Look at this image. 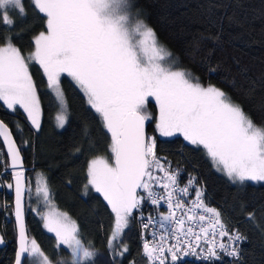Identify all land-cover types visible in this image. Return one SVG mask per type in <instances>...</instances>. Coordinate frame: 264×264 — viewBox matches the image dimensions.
I'll list each match as a JSON object with an SVG mask.
<instances>
[{
    "label": "snow or ice",
    "instance_id": "6c2138e0",
    "mask_svg": "<svg viewBox=\"0 0 264 264\" xmlns=\"http://www.w3.org/2000/svg\"><path fill=\"white\" fill-rule=\"evenodd\" d=\"M239 6L238 0H233ZM33 12L45 21V31L33 38V50L25 56L14 43L12 29L16 19H26L24 0H0V102L11 111L23 110L31 127L39 130L40 100L38 87L29 67L42 70L46 87L54 93L60 111L57 127L67 121V100L62 76L71 78L87 105L99 117L104 133L110 136L111 160L97 155L88 160L85 190L98 193L109 210L105 253L108 264H124L130 248L123 237L134 220L141 232L140 261L128 264H178L182 257L194 256L213 264L223 256L239 264L240 242L247 240L238 229L229 231L221 211L210 206L197 177L188 174L182 183V169L166 167L167 159L157 155L155 136L146 133V125L155 124L160 137L182 136L189 145L202 149L212 167L233 185L264 183V120L257 124L224 89L208 83L174 56L158 40L154 28L133 13L130 0H30ZM210 23L221 24L224 14ZM238 23L235 15L226 17ZM27 29H21L26 31ZM221 27L209 30L194 42L187 53L192 64L211 66V49L202 41L216 43ZM254 92V90H253ZM154 102L155 112L148 111ZM264 109V102L260 105ZM17 132L22 125L17 124ZM84 138L94 147L90 130ZM0 138L7 150L5 170L12 169L7 188L15 192L14 211L17 247L14 264H96L105 253L86 246L79 225L67 213L51 210V192L37 185V203L48 207L30 209L42 221V227L55 237L58 259L50 257L35 238L28 235L25 223V195L30 185L25 176L21 149L9 127L0 121ZM25 144L28 142L25 141ZM82 149L76 148V153ZM194 191V199H188ZM145 203L165 204L167 212L145 217ZM7 205H3L7 211ZM251 208V210H249ZM240 211L254 228L264 234V205H241ZM259 213V215H258ZM139 214V215H137ZM161 231L151 230L155 225ZM104 229V225L101 224ZM152 239L146 236L149 234ZM219 237V239L217 238ZM227 238V242H224ZM0 243H3L0 237ZM66 252L68 259L60 256Z\"/></svg>",
    "mask_w": 264,
    "mask_h": 264
},
{
    "label": "trees",
    "instance_id": "16d2710c",
    "mask_svg": "<svg viewBox=\"0 0 264 264\" xmlns=\"http://www.w3.org/2000/svg\"><path fill=\"white\" fill-rule=\"evenodd\" d=\"M135 5L133 13L139 11L143 20L157 33L159 42L174 56L180 58V66L187 67L205 83L214 84L228 92L233 100L242 106L259 124L264 120V0H130ZM27 17L21 20L15 17L16 25L12 29L14 43L22 53L33 50V38L45 31L44 18L35 14L30 0H24ZM212 4H227V9L213 8L211 21L224 14L220 25L211 26L209 8ZM235 15L238 23H230L226 18ZM222 31L216 43L202 41V48L211 49V66L192 64L187 53L194 42L209 30ZM27 29L21 31V29ZM0 33L7 34L0 24ZM30 73L38 87L41 105V127L38 131L30 126L26 116L19 109L10 111L0 103V121L4 122L13 134L17 146L21 149L28 185L40 175L51 192V201L59 211L67 213L76 220L83 242L95 245L96 251L105 253L106 232L109 229V210L103 199L91 189L85 190L88 160L100 155H109L110 136L104 133L99 117L91 110L83 94L67 77L62 78V88L67 100L68 121L63 130H57L54 124L58 104L46 87L43 75L36 64H30ZM254 90V92H253ZM22 125L17 132L16 125ZM90 130L94 147L84 138V128ZM148 134H154L153 123L147 124ZM28 143L25 144L24 142ZM157 155L167 159L166 167L182 169V183L189 173L197 177L198 187H203L206 202L218 208L229 229H238L247 240L240 242L241 256L239 264H264V234L245 219L240 211L241 205L259 207L264 205V185L247 182L245 185H233L223 175L214 170L202 149L185 143L180 137L160 139L156 137ZM82 151L76 153V148ZM8 163L5 149L0 141V231L5 246L0 248V264H12L15 250V224L13 223L11 189L7 188L10 173L5 170ZM9 170V168H7ZM3 185V186H2ZM5 186V187H4ZM28 193V192H27ZM27 196V195H26ZM10 203L7 220L3 214V204ZM26 202V199H25ZM160 207L145 203L143 212L157 215ZM251 210V208L249 209ZM139 215V214H137ZM259 215V213H258ZM5 218V222H4ZM4 222V223H3ZM25 223L30 238H35L42 249L53 259H58L55 237L43 230L41 220L27 206ZM104 225V229L101 228ZM147 237V236H146ZM130 248V255L124 260L136 257L140 261L141 232L138 220H134L123 237ZM227 242V238H224ZM61 257L68 259L66 252ZM232 258L223 256L213 264H231ZM25 264H28L25 261ZM96 264H108L107 254L97 258ZM169 264L171 262L169 261ZM178 264H208V262L182 258Z\"/></svg>",
    "mask_w": 264,
    "mask_h": 264
},
{
    "label": "rangeland",
    "instance_id": "374dc122",
    "mask_svg": "<svg viewBox=\"0 0 264 264\" xmlns=\"http://www.w3.org/2000/svg\"><path fill=\"white\" fill-rule=\"evenodd\" d=\"M28 54H25V56H27ZM31 64H33V63H31ZM38 66V65H37ZM39 67V66H38ZM40 69V68H39ZM40 71H41V73H42V70L40 69ZM43 75V74H42ZM63 77H67L66 75H64V76H62V78ZM44 78V77H43ZM70 81H71V78H69V77H67ZM45 80V79H44ZM45 82H46V80H45ZM72 82V81H71ZM74 84V83H73ZM76 87V86H75ZM77 88V87H76ZM49 90V89H48ZM79 90V89H78ZM50 91V90H49ZM80 91V90H79ZM50 93L54 96V98H55V95H54V93H52L51 91H50ZM39 97V96H38ZM55 100H56V98H55ZM85 102H86V100H85ZM1 104H2V102H0ZM56 104H58V107H57V112L55 113V115H57L58 113H59V111H60V107H59V103H58V101L56 100ZM3 106V105H2ZM68 106V105H67ZM88 106V105H87ZM89 107V106H88ZM17 109H19L18 108V106H17ZM40 109H41V105H40ZM19 110H21L22 112H23V110L22 109H19ZM11 111V110H10ZM148 111L149 112H151V113H154L155 112V106H154V102H152L150 105H149V107H148ZM95 113V112H94ZM24 114V113H23ZM25 115V114H24ZM26 116V115H25ZM56 117V116H55ZM68 117H69V114H68V107H67V121H68ZM41 119H42V116H41V112H40V121H41ZM67 121H66V123H67ZM66 123H65V125H64V127H57V123H56V119L54 118V124H55V126H56V129L57 130H63L64 128H65V126H66ZM30 124V123H29ZM31 126V125H30ZM34 131L36 132L37 130H35L34 129ZM153 131L155 132L154 134L152 133V134H148L149 136H155V137H158V138H160V139H172V138H176V137H180L182 140H183V137L182 136H175V137H160L159 136V134L158 133H156V131H155V124H154V122H153ZM184 141V140H183ZM185 143H187L186 141H185ZM196 147V146H195ZM109 155L111 156V153H110V151H109ZM105 158H107V159H109L107 156H104ZM208 158V157H207ZM109 160H111V159H109ZM208 160H209V158H208ZM210 161V160H209ZM215 170V169H214ZM216 171V170H215ZM216 172H218V171H216ZM220 175H223L221 172H218ZM227 180H228V178L225 176V175H223ZM229 181V180H228ZM230 182V181H229ZM249 183H252V182H249ZM39 184V186H41V187H43L44 185H45V180H43V178L40 176V175H38L36 178H34V179H32V184H30V188H29V191H28V193H27V196H26V202H27V206L31 209V208H33V207H40V209H41V212H47V211H49V208L48 207H44V206H42L41 204H38L37 203V201H38V197H37V194H36V188H37V185ZM253 184V183H252ZM255 184H262V185H264V183H255ZM5 187V186H4ZM93 191V190H92ZM98 194V193H97ZM99 195V194H98ZM100 196V195H99ZM101 197V196H100ZM102 198V197H101ZM103 199V198H102ZM5 204L7 205V206H9L10 205V203H6L5 202ZM4 204V205H5ZM4 209V208H3ZM7 210H8V207H7ZM51 210H54V211H56V212H61V213H64L63 211H59L56 207H55V205L52 203V201H51ZM7 213V211H3V214H5L6 216H5V218H6V220H7V217H8V215L6 214ZM5 218H4V222L6 221L5 220ZM3 222V223H4ZM41 223H42V221H41ZM43 230L46 232V233H48L44 228H43ZM49 234H51V233H49ZM52 235V234H51ZM54 235V234H53ZM0 237H2V239H3V243H0V248L1 247H3V245L5 246V241H4V238H3V236L1 235V231H0ZM28 263V262H27Z\"/></svg>",
    "mask_w": 264,
    "mask_h": 264
},
{
    "label": "water",
    "instance_id": "95a60500",
    "mask_svg": "<svg viewBox=\"0 0 264 264\" xmlns=\"http://www.w3.org/2000/svg\"><path fill=\"white\" fill-rule=\"evenodd\" d=\"M146 133H147V135H148V132H147V125H146ZM15 140V139H14ZM0 141H1V143H2V146H3V149H5V152H6V157H7V150H6V147L3 145V142H2V138H0ZM16 142V141H15ZM23 167H24V163H23ZM24 170H25V168H24ZM9 173H10V177H9V181L10 182H12L11 181V176H12V169L9 167ZM25 176H26V170H25ZM11 198H12V200H11V203H12V213H13V211H14V198H15V192H14V188L13 189H11ZM26 195H27V192H26ZM26 195H25V199H26ZM25 209H26V202H25ZM25 216H26V214H25ZM13 223L15 224V216L13 215ZM15 235H16V237H17V233H16V228H15ZM15 250H16V247H17V239H15ZM15 250H14V254H13V256H14V259H13V262H12V264H14V260H15Z\"/></svg>",
    "mask_w": 264,
    "mask_h": 264
},
{
    "label": "built area",
    "instance_id": "2783aa9c",
    "mask_svg": "<svg viewBox=\"0 0 264 264\" xmlns=\"http://www.w3.org/2000/svg\"><path fill=\"white\" fill-rule=\"evenodd\" d=\"M2 174L3 173H1L0 174V176H2ZM3 186V185H2ZM194 196H195V194H193V192H192V194H191V196L188 198V199H194ZM5 204V203H4ZM3 204V205H4ZM158 207H160L161 208V210L159 211V212H167V206L165 205V204H161L160 206H158ZM3 211H4V209H3ZM159 212H158V214H159ZM158 214L157 215H154V216H156L157 217V219H158ZM6 216V215H5ZM151 230H157V231H161L160 229H159V227H158V224L157 225H155L154 226V228L153 229H150V231ZM150 231H149V234L147 235V239H149V240H151L152 239V236H151V234H150ZM218 239H219V237H217ZM183 258H190V259H196V260H201V259H197L196 257H194V256H191V255H189V256H186V257H183Z\"/></svg>",
    "mask_w": 264,
    "mask_h": 264
},
{
    "label": "crops",
    "instance_id": "0c3cea01",
    "mask_svg": "<svg viewBox=\"0 0 264 264\" xmlns=\"http://www.w3.org/2000/svg\"><path fill=\"white\" fill-rule=\"evenodd\" d=\"M193 194H195L194 191H193ZM182 258H183V257H182ZM169 261H170V258H169Z\"/></svg>",
    "mask_w": 264,
    "mask_h": 264
},
{
    "label": "bare ground",
    "instance_id": "6f19581e",
    "mask_svg": "<svg viewBox=\"0 0 264 264\" xmlns=\"http://www.w3.org/2000/svg\"><path fill=\"white\" fill-rule=\"evenodd\" d=\"M190 259V258H189ZM193 259V258H192ZM195 261H198V260H196V259H194Z\"/></svg>",
    "mask_w": 264,
    "mask_h": 264
}]
</instances>
